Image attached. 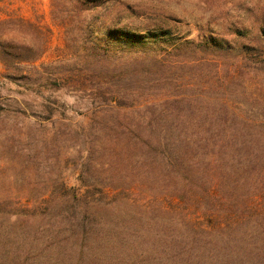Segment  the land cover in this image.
I'll list each match as a JSON object with an SVG mask.
<instances>
[{"label":"rangeland","instance_id":"374dc122","mask_svg":"<svg viewBox=\"0 0 264 264\" xmlns=\"http://www.w3.org/2000/svg\"><path fill=\"white\" fill-rule=\"evenodd\" d=\"M54 1L0 0V21L23 19L48 35L28 86L7 79L0 62V249L10 250L0 264L32 263L33 230L48 219H30L31 208L45 201L64 204V216L75 218L72 206L83 202L80 194L89 188L109 191L117 184L112 127L218 122L212 113L224 103L257 118L264 112V72L259 69L264 56L258 55L264 52V0H81L75 27L63 2L57 3L65 8L54 15ZM110 28L138 35L170 31L179 42L195 44L171 55L169 65H160L155 61L167 55L166 43L124 49L109 40ZM89 35L86 47L98 43L99 56L83 48ZM211 41L233 50L210 44L193 53L197 44ZM243 49L254 50L245 61L239 54ZM128 168V163L121 167ZM166 184L156 183L147 196L161 206H177ZM156 215L149 218L158 228L163 221L176 225L172 217ZM94 256L102 259L97 264H115L110 250ZM262 257L255 264H264ZM73 260L65 264H79L80 255L73 252Z\"/></svg>","mask_w":264,"mask_h":264},{"label":"trees","instance_id":"16d2710c","mask_svg":"<svg viewBox=\"0 0 264 264\" xmlns=\"http://www.w3.org/2000/svg\"><path fill=\"white\" fill-rule=\"evenodd\" d=\"M58 1L69 8L63 12L73 14L67 20L74 25L83 12L81 0L54 1V15L65 8ZM108 33L109 40L124 49L166 43L167 55L155 61L160 65H169L171 55L195 44L179 42L170 31L138 35L110 28ZM88 41H92L91 35L83 48L100 54L99 44L87 48ZM210 44L233 50L211 41L197 44L193 53ZM47 45L48 35L40 26L23 19L0 21V62L6 68L5 77L16 84H31L30 71L36 69ZM249 53L241 50V60H247ZM258 55L262 57L264 52ZM259 69L264 72V67ZM52 85L59 88L56 82ZM260 115L257 118L224 103L212 113L219 117L218 122L154 121L112 127L117 184L109 191L89 188L80 194L83 202L72 206L75 218L64 216V204L45 201L31 208L30 219H48L46 224L36 221L30 239L31 264L73 263V252L80 255L79 264H97L102 259L94 254L108 250L115 264L259 263L264 254V210L256 204L264 203V112ZM122 136L126 137L124 144ZM126 163L129 168L122 171ZM127 179L130 182L123 183ZM156 183H167L166 192L174 196L177 206H161L158 199L147 196ZM123 207L129 208L127 213ZM155 213L163 220L172 217L176 225L163 221L158 228L155 218H149ZM9 253L0 249V261Z\"/></svg>","mask_w":264,"mask_h":264}]
</instances>
